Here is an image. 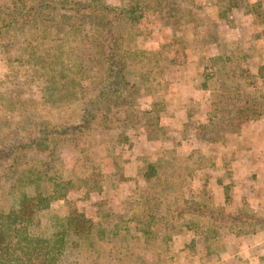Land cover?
<instances>
[{
	"label": "trees",
	"instance_id": "16d2710c",
	"mask_svg": "<svg viewBox=\"0 0 264 264\" xmlns=\"http://www.w3.org/2000/svg\"><path fill=\"white\" fill-rule=\"evenodd\" d=\"M142 2L9 0L0 10V109L12 118L22 111L26 95L35 99L33 125L10 128L0 137V264H104L111 260L135 264L140 251L168 264V253L184 250V246L176 248L181 242L179 232L186 234L193 222L187 219L185 230L174 229L168 224L171 210L162 211L161 204L172 191L175 177L182 172L189 180L197 177L212 158L209 148V154L195 149L187 156L173 154L158 161L141 158L144 164L130 180L131 190L118 199L127 205L123 212L97 205L96 214L90 216L75 205L86 198L89 188H105L106 176L99 170L89 168L79 184L69 186L84 187L79 196H70L64 183L52 186V177L59 174L56 146L78 135L91 139L112 114L134 102L135 92L125 81L124 71L125 59L133 52L131 30L139 21ZM222 5H227L225 12L236 7L229 0H222ZM47 22L62 24L64 31L57 33ZM94 40L104 48L105 72L95 94L82 101L85 91L78 74L87 61V51H82ZM126 50L132 52L123 53ZM228 99L216 108V117L195 133L196 141H220L224 128L249 111L243 95ZM151 106L154 115L148 121L156 131L162 127L166 106L163 100ZM153 135L148 132L147 140ZM185 208L212 224L201 237L205 253L200 260L216 256L215 247L223 244L225 234L244 236L245 241L248 225L264 226L263 217L226 214L200 200L190 201Z\"/></svg>",
	"mask_w": 264,
	"mask_h": 264
},
{
	"label": "rangeland",
	"instance_id": "374dc122",
	"mask_svg": "<svg viewBox=\"0 0 264 264\" xmlns=\"http://www.w3.org/2000/svg\"><path fill=\"white\" fill-rule=\"evenodd\" d=\"M208 2L211 8L206 12L204 8L196 7L205 6L200 4ZM233 2L236 5L234 9L218 12L217 4H222V0H143L138 10L139 21L131 30L133 52L132 50L123 52L125 54L132 52L125 59L127 67L124 71V79L135 92L134 102L112 114L91 139L86 141L83 136L78 135L74 141L55 148L58 159L56 168L59 174L52 177L54 188H58L63 183L67 187L74 183L79 184L78 179L83 178L89 172V168L99 170L106 176L105 188L99 189L95 186L89 188L86 198L75 202L80 210L90 216L96 214L97 205H102L104 209L113 207L116 212L127 209V205L119 202L118 199L131 190L130 180L144 164L141 158L147 157L150 161H158L162 157H171L173 154L187 156L191 150L195 149H204L203 151L208 153V148L212 156H217L214 160L210 158L205 167L196 174L195 179H187L185 172L175 177L172 191L161 204L162 211L166 208L171 210L172 217L169 215L168 224L174 226V229L185 230L187 219H190L194 225L186 234L179 232L181 242L176 248L184 246V250L175 249L168 253L166 259L168 264L209 262L264 264V253L260 257L256 255L258 253L249 252L250 249L237 250V241H242L241 244L245 245L244 236L235 238L231 234H225L223 244L215 247L216 256L200 260L205 253L201 237L208 233L212 224L206 217L192 214L185 208V204L190 201L200 200L226 214H234V210L238 208H240L239 213L251 214L250 209L245 205L239 206L236 202L234 203L236 199L231 196L234 189L230 193L229 189L223 190L218 187L224 183L236 184L233 178L235 172L230 164H234L238 157L231 159L233 148L230 145L231 143L243 145L244 142H231L230 135L244 131V125L240 123L242 120L229 123L224 128L220 141L205 143L198 142L194 138L195 133L203 128L202 125L209 123L212 115L216 117L219 113L212 105L206 110L207 108L202 107V104H198L196 100L194 91L203 74V57L199 58L201 52L207 54L205 63L210 64L214 52L210 40H215L217 37L223 40L222 38L226 39L227 36L230 38L233 35L240 37L241 34L239 35L236 31L240 21L236 20L243 17L239 9L246 7L244 4H247L246 13H253L258 20L264 17L260 9V1L233 0ZM8 3L9 0H0V10L5 9ZM47 26L53 27V30L59 34L64 31L63 25L59 23L47 22ZM179 26L184 29L185 42ZM198 26H201L200 31ZM197 32H199L198 37ZM98 43L99 40H94V44L91 43L82 51V54L87 51V61L78 74V81L85 91L82 101L95 94L105 72L104 48ZM186 47L190 48L189 53L184 51ZM232 47L236 48L234 45ZM237 47L236 51L240 54L245 50V46ZM241 70L243 68L238 63L234 67L233 65L229 67L228 64L223 67L222 72L227 74L223 76L226 80L225 88L235 91L239 85L242 90L241 96L256 95L251 87L244 84L243 78L240 77L242 75L239 76ZM213 81L211 76L208 82L212 85ZM262 86L264 94V83ZM34 100L30 94L26 95L22 111L12 118H7L4 111L0 109V137H3L6 130L10 128L22 129L33 125ZM159 100H163L166 109L161 113L163 114L160 121L162 127H156L154 131V125L148 120L151 119V115H154L150 111L152 102ZM207 113L212 114L210 118H207ZM247 114L248 112L243 114L241 119ZM143 120L148 122L143 125L141 124ZM148 132L154 134V139L147 140ZM235 168L237 169V166ZM212 181L218 184L217 187ZM69 189L68 194L72 197L81 195L85 190L84 187L76 190ZM185 200L187 201L184 202ZM168 202L170 203L167 204ZM168 214L169 212L167 216ZM252 226L253 224H250L248 228ZM135 257V264L141 259L144 260V264H162V261L156 260L149 253L142 254L140 251ZM104 264H118V262L111 260Z\"/></svg>",
	"mask_w": 264,
	"mask_h": 264
},
{
	"label": "crops",
	"instance_id": "0c3cea01",
	"mask_svg": "<svg viewBox=\"0 0 264 264\" xmlns=\"http://www.w3.org/2000/svg\"><path fill=\"white\" fill-rule=\"evenodd\" d=\"M229 1L232 2L233 0ZM247 1H260V9L264 14V0ZM219 3L217 4L219 10L216 9L218 12L222 9H226L227 5L223 6ZM200 5L205 6L196 7L204 8L205 12L207 9L209 10L211 8L209 2L201 3ZM244 5L247 7V4ZM246 7L239 9L243 17L236 20L240 21L236 28L237 33H239V35L241 34L240 37L233 35L230 36V38L228 36L226 39L222 38L223 40H219V37L215 40H210V43H212L211 47H214L210 64L205 63V57L207 55L204 54L205 52H201L200 57L198 56L199 58L203 57V74L201 79L198 80V85L194 92L197 96L196 100L198 104L201 103L202 107L207 108L206 110H208L211 105L215 109L222 107V105L229 101L228 96H232L235 101L238 97L241 98V86L238 85V89H235V91L226 89V80L223 76L227 74L226 72H222V69L226 64H228L229 67L231 65L234 67L237 63L243 68L239 76L242 75L240 77L243 78L244 84L251 87L252 92L256 93V95L253 94L244 97V100H248L250 106L248 114L242 119V116L240 117V120H242L240 123L242 122L245 127L244 131L242 133L236 132L230 135L231 142H244L243 145L233 143L230 145L233 148L231 159L234 160V158L238 157L234 161V164L231 163L233 161L230 162L235 172L233 178L236 184L226 185V183H224L220 186L215 181H212V183L216 185V187L218 185V187L223 190L229 189L230 193L232 189H234V193H231V196H234L233 198L236 199L234 203L236 202L239 206L245 205L250 209L252 216L264 218V94L262 93V84L264 83V17L258 20L253 13H246ZM179 27H181L182 39H184L185 42L184 29L182 26ZM200 29L201 26H198V31H200ZM197 44H199V42ZM204 45H200V47H204ZM224 45L226 46L224 47ZM233 45L236 46V48H233ZM237 46H245L243 53L240 54L239 51H236L238 48ZM185 50L189 53L190 48L186 47L184 51ZM211 76L214 79L211 83L212 85L208 82ZM210 115L212 114L207 113V118H210ZM212 118H214L213 115ZM216 157L213 155L212 160ZM216 163L217 162H215V164ZM235 166H237V169ZM238 209L240 210V208ZM238 209L234 210L233 213L239 214ZM231 235L235 238L237 237L234 234ZM245 238V245L237 241V250H241V248H244L243 250L250 249V251L248 250L249 252L258 253L256 255L261 257L264 253V226L256 223L250 228L247 227Z\"/></svg>",
	"mask_w": 264,
	"mask_h": 264
}]
</instances>
